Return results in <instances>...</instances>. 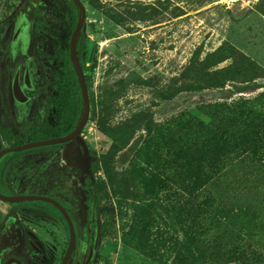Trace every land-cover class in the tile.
Wrapping results in <instances>:
<instances>
[{"label": "rangeland", "instance_id": "obj_1", "mask_svg": "<svg viewBox=\"0 0 264 264\" xmlns=\"http://www.w3.org/2000/svg\"><path fill=\"white\" fill-rule=\"evenodd\" d=\"M80 1L85 20L77 46L80 62L92 66L84 72L92 101L88 120L77 138L84 148L89 172L84 166L73 164L75 157H66L64 146L56 152H39L38 148L8 152L0 158V164L18 160L30 163L33 170L37 163L68 165L90 179L98 215L93 264H171L172 254H162L185 244V236L191 232L189 204L194 201L193 183L201 184L195 192L196 201L208 199L211 203L212 214L206 212L203 221L206 247L219 256L206 260V264H264V163L227 162L225 169L206 185V159L198 166L191 163L180 168L183 159L178 155L183 151L177 142L163 143V128L177 131L175 118L206 126L208 119L199 99L207 94L219 96L209 90L196 94L181 91L183 86L195 82L186 71L191 58L202 60L226 44L264 70V16L255 9L257 0ZM77 18L78 9L71 0H0V149L29 141L33 127L44 120L52 122L53 113L37 114L35 98L40 93L47 98L51 93L59 74L57 56L68 46L71 21ZM21 19H25L27 29L18 28ZM20 45L21 55L28 51L33 58L27 64L28 71L34 73L39 64L42 82L32 86L28 118L19 125L10 106L9 90H20L24 61L15 59ZM229 63L224 60L213 69ZM261 91L243 96L252 98ZM167 93L172 94L170 99L163 97ZM143 116L151 119L152 131H135L126 146L110 154L112 138L101 130L113 132ZM2 130L17 139H4ZM186 131L187 136L182 131L177 135L182 143L198 130ZM70 145L77 149L74 143L66 148ZM188 159H192L191 154ZM104 167L111 174H125L130 179L129 190H136L137 200L142 202L138 204L144 210L139 222L134 223V232L140 239L150 241L162 233L161 255H143L121 241L127 218H120V207L110 187L104 186ZM23 175L35 176L29 172ZM48 219L56 226L60 241L61 221Z\"/></svg>", "mask_w": 264, "mask_h": 264}, {"label": "trees", "instance_id": "obj_2", "mask_svg": "<svg viewBox=\"0 0 264 264\" xmlns=\"http://www.w3.org/2000/svg\"><path fill=\"white\" fill-rule=\"evenodd\" d=\"M255 9L264 16V0H257ZM76 21H71V32L76 25ZM76 51L80 62L81 54L77 41ZM83 55L86 57L85 52ZM57 57L60 61L59 74L51 86V93L48 98V111L53 113V120L52 122L44 121L33 127L29 141L63 136L75 128L81 117L83 102L80 88L74 76L68 46L62 49ZM224 60H229L230 63L223 68L213 69ZM80 64L83 73L92 68V66H84L81 62ZM186 71L195 82L183 86L181 91L196 94L209 90L219 93V96L213 98L208 97L207 94L206 97L199 99V103L204 105L202 107L208 119L206 126L199 121H182L181 117H178L173 119L174 128L176 127L177 131L169 132V130L166 131V128H163L165 134V142L163 143L171 145L177 142L178 149L183 151L178 155L180 159H183L180 160L179 167L181 168L184 165L187 168L191 163L198 166L206 159L205 183L207 185L218 176L222 169H225L227 162L261 161L264 163V70L234 47L221 44L202 60L191 58ZM259 89H262V91L258 92L256 96L244 98L243 95ZM171 95L167 93V96L163 97L170 99ZM234 95L239 96L237 99H232ZM88 97L89 103H91L92 97L89 93ZM215 99H221L222 101ZM151 123L150 118L143 116L134 122L131 120L124 127H117L113 132L101 130L112 138L113 143L110 147V154H115L120 148L126 146L135 131L151 132L152 129L149 127ZM193 129L198 130L197 133L192 134L188 139L184 138V143L177 138V135L181 133L179 131L187 136L186 130L192 131ZM2 134L4 139L16 138L3 130ZM21 143L24 142L14 143L13 145ZM61 145L57 144L53 147ZM48 147L51 146H42L38 149ZM187 153L192 155L191 160L188 159ZM109 171L108 167H104V173L106 174L104 186L110 187L120 207V218H127V223H125L127 229L125 231V228H122L121 241L143 255L151 256V253L154 256L161 255L162 252L159 250V246L162 243V239H160L163 237L162 233L157 239L150 241L145 238L140 239L137 233L134 232V223L139 222L138 219L144 213V210L141 207L143 205L138 204L142 202L137 200L139 197L135 193L136 190L134 193L129 190L128 181L130 179L125 177V174H119L118 176L117 174H111ZM131 173H133V170ZM200 185L193 183V188L196 189H192V200L194 201L189 204L190 219L193 226L188 236H185L186 243H180L179 247L173 248L171 252L166 250L162 254L164 256L169 253L172 254L173 261L171 264H206V260H210L213 256H219L217 251L206 247V228L203 227V221L206 219V212L209 214H212V212L210 209L211 203L208 199L200 203L196 201L197 194L195 192ZM128 211H130V215L127 214ZM214 211L217 212L218 209L215 208Z\"/></svg>", "mask_w": 264, "mask_h": 264}, {"label": "flooded vegetation", "instance_id": "obj_3", "mask_svg": "<svg viewBox=\"0 0 264 264\" xmlns=\"http://www.w3.org/2000/svg\"><path fill=\"white\" fill-rule=\"evenodd\" d=\"M20 22L18 28L27 29L25 19H21ZM21 49L20 45L19 49L16 48L17 54H15V59L20 58L24 61L21 65L20 90L19 88L9 90L12 112V104H15L17 109L22 108L28 102L31 106L30 90L33 85L42 82V70L39 64L34 73L28 71L26 63H31V59L28 58L30 57L28 51L23 50L26 55L22 56ZM45 80L46 77L44 84ZM36 98L37 114L40 116L38 95ZM48 98L49 95L44 98L43 114L49 112ZM29 110L30 107L25 119L28 118ZM69 143H74L77 149H73L70 145L71 152L68 156L65 149ZM12 146L14 145L8 147ZM63 146L66 157H75L76 162L73 164L80 168L84 166L85 171L89 172L84 148L77 137L59 147L52 145L39 152H56ZM27 172L35 176L25 177L23 174ZM0 194L6 197L36 195L56 201L68 215L74 233L73 249L66 264H93L98 239V215L91 181L82 172L68 165L51 167L49 162H44L43 165L37 163L33 170L28 162L6 160L0 164ZM50 217L61 221L63 235L60 241L56 226L48 219ZM70 239V227L66 217L50 202L29 200L10 203L0 200V264H61Z\"/></svg>", "mask_w": 264, "mask_h": 264}, {"label": "water", "instance_id": "obj_4", "mask_svg": "<svg viewBox=\"0 0 264 264\" xmlns=\"http://www.w3.org/2000/svg\"><path fill=\"white\" fill-rule=\"evenodd\" d=\"M32 1L37 2L38 0H32ZM71 1L73 2V4L78 9V18L76 21V25H75V27H74V29L71 32L70 37H69L68 50H69V57H70V60L72 63L73 71H74V76H75L77 83H78V86L80 88L81 99L83 102V109H82L81 117H80L77 125L75 126V128L73 130H71L69 133H67L63 136L55 137V138H48V139H43V140H34V141L26 142L23 144H19L16 146L2 148V149H0V158L8 152L22 151V150H28V149L38 148V147H42V146H52V145L65 144V143L71 142L78 135H80L83 127L85 126V124L88 120L89 108H90L88 91H87L84 73L82 71V67H81V64L79 62V59L77 56V51H76L77 37H78V34L80 33L82 27H83V23L85 20V9H84V6L80 0H71ZM0 200L10 202V203H18L21 201H29V200L48 201L51 204H53L56 208H58L62 212V214L66 217V220H67L69 227H70V235H71L70 243H69L68 249L64 255V258L61 261V264H66L67 260L70 257V253L73 249L74 233H73V229H72L71 222H70L68 215L66 214L64 209L56 201L49 199V198H46V197H43V196H36V195H20V196L6 197V196H2L1 194H0Z\"/></svg>", "mask_w": 264, "mask_h": 264}, {"label": "bare ground", "instance_id": "obj_5", "mask_svg": "<svg viewBox=\"0 0 264 264\" xmlns=\"http://www.w3.org/2000/svg\"><path fill=\"white\" fill-rule=\"evenodd\" d=\"M18 17V16H17ZM14 19V18H13ZM15 20V19H14ZM21 23V22H20ZM16 24H17V22H16ZM21 26V25H20ZM26 28V27H25ZM22 30V29H21ZM24 32V31H23ZM18 33V32H17ZM21 33V32H20ZM15 34V33H14ZM25 34V33H24ZM26 43V42H25ZM13 44V43H12ZM15 47V45L13 46V47H11V48H14ZM24 47V46H23ZM14 50V49H13ZM15 54H17V52L15 53ZM28 56V55H27ZM28 58H30V57H28ZM31 59V58H30ZM32 60H33V58H32ZM31 60V61H32ZM13 62V61H12ZM33 62V61H32ZM26 64H28V63H26ZM33 65H35V64H33ZM26 67H27V65H26ZM20 71V70H19ZM24 74V73H23ZM13 77V76H12ZM38 78V77H37ZM13 79V78H12ZM36 80V79H35ZM20 81V80H19ZM12 82V81H11ZM12 84V83H11ZM25 87V86H24ZM38 95V94H37ZM37 99V98H36ZM38 101H39V114H40V116H42V114H43V112H44V95L42 94V93H40L39 95H38ZM32 105V104H31ZM29 107H31L30 106V102H28V103H26V104H24L23 106H22V108H20V109H17V106L15 105V104H12V108H13V112H14V115H15V118H16V121L19 123V124H22L23 123V120L25 119V117H26V115H27V112H28V109H29ZM25 124V123H24ZM16 125V124H15ZM74 146V145H73ZM65 152H66V154L69 156L70 155V152H71V148H70V146H68L66 149H65ZM73 152V151H72ZM71 154H73V153H71Z\"/></svg>", "mask_w": 264, "mask_h": 264}]
</instances>
